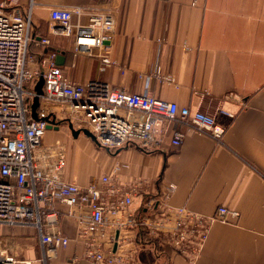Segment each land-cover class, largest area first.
Segmentation results:
<instances>
[{
    "label": "crops",
    "instance_id": "crops-1",
    "mask_svg": "<svg viewBox=\"0 0 264 264\" xmlns=\"http://www.w3.org/2000/svg\"><path fill=\"white\" fill-rule=\"evenodd\" d=\"M34 1L32 33L51 43L30 46V66L56 51L58 65L74 82L146 92L204 112L225 128L218 142L209 132L179 126L186 137L175 148L170 123L159 146L129 144L106 158L101 175H110L122 193L133 194L136 214L144 201L162 198L169 184L176 186L168 200L174 207L206 217L219 207L239 213L233 224L212 225L197 258L178 253L167 241L150 242L138 227L117 232L114 224L128 216L108 214L106 231L114 234L119 250L130 255L135 250L134 264H264V0H104L99 6L94 0ZM75 6L85 7L88 16L103 9L115 14L116 36L102 52L117 64L106 71L100 70L98 58L76 55L68 37L51 34V10ZM60 110L44 105L41 113L60 121ZM46 140L62 143L74 137L60 127L50 130ZM79 160L70 165L67 157L69 182L87 185L101 179L88 171L82 156ZM60 210L58 229L71 239L66 248L45 261L36 227L3 224L4 255L18 264H92L84 257L85 240L77 238V221L65 207Z\"/></svg>",
    "mask_w": 264,
    "mask_h": 264
},
{
    "label": "built area",
    "instance_id": "built-area-1",
    "mask_svg": "<svg viewBox=\"0 0 264 264\" xmlns=\"http://www.w3.org/2000/svg\"><path fill=\"white\" fill-rule=\"evenodd\" d=\"M26 1L0 0V225L36 227L46 261L71 242L58 229L63 215L60 207H65L67 216L78 223L77 238L85 240V259L92 264H134L135 250L131 255L120 251L114 234L111 237L106 231L108 214H125L128 220L114 224L117 232L138 227L150 242L167 241L178 253L197 258L212 225L233 224L239 213L219 207L206 217L187 207H174L168 200L176 186L169 184L162 198L144 201L136 214L133 194L122 193L110 175L87 185L69 182L66 148L58 141L48 142L47 122L32 118L35 87L42 77L39 117H45L41 113L44 105L61 107L64 120H70L76 129L88 130L112 153L129 144L147 149L159 146L170 123L175 127L171 139L175 148L181 147L186 137L179 126L209 132L218 142L225 128L204 112L146 92L129 93L100 81L74 82L58 65L56 51L42 54L35 66H30V46L51 42L32 33L35 1ZM94 2L99 6L104 0ZM50 18L51 34L68 37L76 55L98 58L102 72L117 64L102 52L117 32L116 17L110 9L88 16L83 6L55 8ZM118 194L121 200H117ZM0 264H18V260L4 255L0 248Z\"/></svg>",
    "mask_w": 264,
    "mask_h": 264
},
{
    "label": "rangeland",
    "instance_id": "rangeland-1",
    "mask_svg": "<svg viewBox=\"0 0 264 264\" xmlns=\"http://www.w3.org/2000/svg\"><path fill=\"white\" fill-rule=\"evenodd\" d=\"M59 116L60 121L66 118V116L64 117L63 113H60ZM61 129L64 131L68 130V124H62ZM61 136L67 135L64 134ZM62 143L67 149L66 154L68 157V163L70 165H77V163L80 164L81 162L79 159L82 156L85 160L84 162L87 163L88 171H90L92 174L97 175V179L102 176L101 174L104 169V162L107 157H110L111 154L107 152L106 148L98 147L92 140L86 138L84 135H80V137H78L77 139L69 140L68 142L66 141ZM78 155H80L79 159Z\"/></svg>",
    "mask_w": 264,
    "mask_h": 264
},
{
    "label": "water",
    "instance_id": "water-1",
    "mask_svg": "<svg viewBox=\"0 0 264 264\" xmlns=\"http://www.w3.org/2000/svg\"><path fill=\"white\" fill-rule=\"evenodd\" d=\"M43 88H44V80L41 77L39 79V81L37 82L36 87H35L36 96L34 97L33 103H32V118L34 120L46 121L48 124L47 125L48 130H52L54 127L56 129H59L62 124L67 123L69 130L71 131V134L74 137V139H77L80 135H84L86 138L92 140L98 147H101V145L97 142L96 138L88 130L76 129L70 120L58 121L56 118V115H54V114H50V115H47L45 117H39L38 116V109H39L40 104H41V97L44 95V89ZM106 150L108 153H112L109 149L106 148ZM120 150H118L117 153Z\"/></svg>",
    "mask_w": 264,
    "mask_h": 264
},
{
    "label": "flooded vegetation",
    "instance_id": "flooded-vegetation-1",
    "mask_svg": "<svg viewBox=\"0 0 264 264\" xmlns=\"http://www.w3.org/2000/svg\"><path fill=\"white\" fill-rule=\"evenodd\" d=\"M61 127V126H60Z\"/></svg>",
    "mask_w": 264,
    "mask_h": 264
}]
</instances>
